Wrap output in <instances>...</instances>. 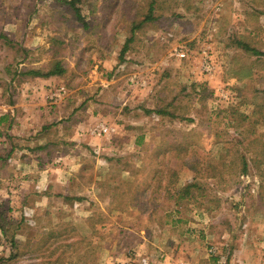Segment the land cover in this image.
I'll return each mask as SVG.
<instances>
[{
	"label": "rangeland",
	"instance_id": "374dc122",
	"mask_svg": "<svg viewBox=\"0 0 264 264\" xmlns=\"http://www.w3.org/2000/svg\"><path fill=\"white\" fill-rule=\"evenodd\" d=\"M63 1L0 0L1 91L18 55L1 44L6 34L28 50L24 65L67 62L65 74L37 84L45 111L52 114V105L58 117L72 113L77 128L57 130L56 139L71 140L47 152L55 163L40 183L0 181L7 215L22 220L18 256L0 264H264V176L250 160L248 173L221 189L211 177L216 170L203 166H227L229 149H264V56L236 44L242 39L264 51V0H155L143 23L151 0H78L87 25ZM204 51L211 73L202 65ZM232 68L251 72L235 77ZM62 86V98H52ZM35 87L25 91L37 94ZM11 91L1 99L18 88ZM170 101L177 117L154 112ZM103 125L113 131L93 132ZM186 161L204 176L195 177ZM32 169L29 175H37ZM195 178L205 191L198 196L203 206L184 205L174 217L161 211L176 209L167 188ZM23 189L24 205L13 197ZM9 254L0 230V257Z\"/></svg>",
	"mask_w": 264,
	"mask_h": 264
},
{
	"label": "crops",
	"instance_id": "0c3cea01",
	"mask_svg": "<svg viewBox=\"0 0 264 264\" xmlns=\"http://www.w3.org/2000/svg\"><path fill=\"white\" fill-rule=\"evenodd\" d=\"M37 80L50 82L54 79L52 76L50 78L31 77L30 79H24V82H18L17 85L19 86L14 85L16 81H13L9 83V90L3 89V91L6 94L12 89L18 88L17 94L10 96L8 101H4L1 99L2 96L0 97V181L3 178H7L10 183L15 180H22L23 186L28 184L29 180L33 184L40 183V177L44 176V170L47 165H54L53 163H55L53 156L51 160L45 159L47 152L53 150V147H56L57 144H66L63 139L71 140L69 138L66 139L65 135L60 138L61 132L58 133L59 139H56L57 130L61 126V130H64L65 133L72 131V129L75 131L77 129L76 127L72 128L73 123H75L72 113L64 114L63 116L60 114L58 117L51 110L58 109V106L52 105L50 109L52 114L49 111H45L48 104L46 101L47 97L42 96L45 92L37 84ZM33 86H36L35 91L37 94H28L29 91H25V89ZM3 91L0 88V93ZM29 108L32 109V113L27 112ZM46 118H49L50 122L48 123H55L56 126H49L47 121H45ZM33 157L37 159L36 163H32L30 160ZM30 167L31 169L33 167L36 169L37 175H34V173L29 175L28 169ZM31 172H34V170L32 169ZM44 195L52 196L51 193L45 192ZM27 196L28 191H24V189L13 194L16 201L21 200L20 204L22 205L25 204Z\"/></svg>",
	"mask_w": 264,
	"mask_h": 264
},
{
	"label": "trees",
	"instance_id": "16d2710c",
	"mask_svg": "<svg viewBox=\"0 0 264 264\" xmlns=\"http://www.w3.org/2000/svg\"><path fill=\"white\" fill-rule=\"evenodd\" d=\"M77 1L78 0H64L63 2L69 4L72 10L74 11L76 18L82 21L84 25H87V23L85 22V18L81 14L80 8L77 7ZM154 4H155V0H151L148 14L141 21V23L146 22L147 20L151 19L152 13L154 10ZM136 28H137L136 25L132 27L134 31L136 30ZM1 37L3 38L2 39L3 42H1V44L8 45V48L11 47V49H16L18 52V55H15L13 58V61L7 66L8 74L10 76V82H13V81L22 82L24 79H26L25 77H28V76L48 78L51 76H60L66 73L68 65L64 59H56L52 63H50L49 66L48 65L45 66V68H32V67L27 66L26 64L24 65L28 50L25 47L20 46V44H16L15 42H12L11 39L6 34H1ZM131 40H132V37L128 39L126 43L124 44L122 51H121L122 56L125 54L126 50L128 49L129 42ZM236 44L241 46L243 50L247 52H251L255 56H264V51L258 50L250 46L249 43L243 41L242 39H238ZM231 70H232L231 76H235V77H237L238 74L241 76H247L251 72L249 68H240V69L232 68ZM7 89L8 87H6V91ZM173 108H174V103L173 101H170L162 105L161 107L156 108L154 112L161 116H169L171 118H175L177 117V115L173 111ZM148 112H152V111H148ZM244 138H246V136ZM137 143L140 144L139 140H137ZM235 145L237 144H234L233 146ZM229 154L232 156V159H231L230 164L226 166L222 159H225V157L229 158L230 157ZM229 154L226 153L225 155H222V159L219 162L223 161L222 162L223 164L220 167L215 166L213 162L209 164L205 163V165H203L205 166L204 169L208 168L210 170H216L215 173H212L211 177L218 178L219 187L221 189L229 188L230 186H232V184H234L238 180L240 176L247 174L249 171V161L250 160L253 163L255 162L256 164L255 167L258 169L260 176L263 178L264 171L259 166V163L260 162L264 163V149L258 152H254V151H250V149H246L244 153L239 151L238 149L236 151L229 149ZM48 160H51V157ZM184 164L185 166H188L189 169L191 168V170L192 169L195 170L196 172L195 177L204 176L203 175L204 173L201 174V170L203 169L202 167L200 168L197 165H192L190 161H186ZM230 170L233 171L232 175L230 176L231 179L228 181L226 180L224 181L223 176L225 174H228ZM172 172L173 173H170V177L175 178L173 183H177L178 182V171L174 170ZM196 181H197V178H195L193 182H189L185 185L178 187L177 190L176 189L174 190L173 188L170 189L171 187L167 188L166 189L167 200L170 202L171 205H175L176 209L172 211L168 207H163L161 211L166 210L167 216L174 217L175 213L178 215L181 214V208L184 205L196 204L199 207L203 206L202 205L203 202L201 201L202 203H200V201H198V196L205 194V191L203 190V185H201L200 183ZM168 209L170 211H168ZM21 223H22V220L20 222H17L13 220L12 218H10L7 215V209H6L4 202H0V230L2 232V235L4 236V239L8 242L9 247H10V254L7 257L1 256L0 257L1 261H11L18 256V250L16 249L17 244H18V239L16 237V233L19 231L21 227ZM189 231L192 232L193 230H189ZM216 259L217 257L212 258V260H216ZM59 264H65V263L63 261Z\"/></svg>",
	"mask_w": 264,
	"mask_h": 264
},
{
	"label": "built area",
	"instance_id": "2783aa9c",
	"mask_svg": "<svg viewBox=\"0 0 264 264\" xmlns=\"http://www.w3.org/2000/svg\"><path fill=\"white\" fill-rule=\"evenodd\" d=\"M206 56L203 65L204 71H206L207 73H211L214 69L215 66L213 65L212 61L210 60V58L208 59L207 53L206 51L203 52ZM178 55H180L181 57L185 56V53L183 51H180L178 53ZM66 92L65 87H60L59 89L56 90L55 95H53L52 98L58 100L59 98H62L61 96ZM110 131H113V128H109L107 126H100L97 127L96 130H93L94 133L98 134V135H103V134H107Z\"/></svg>",
	"mask_w": 264,
	"mask_h": 264
}]
</instances>
